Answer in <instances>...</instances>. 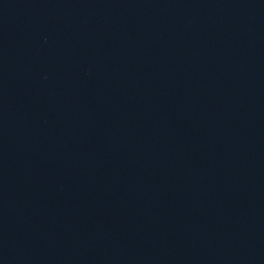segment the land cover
Segmentation results:
<instances>
[{
	"label": "water",
	"instance_id": "water-1",
	"mask_svg": "<svg viewBox=\"0 0 264 264\" xmlns=\"http://www.w3.org/2000/svg\"><path fill=\"white\" fill-rule=\"evenodd\" d=\"M0 264H264V0H0Z\"/></svg>",
	"mask_w": 264,
	"mask_h": 264
}]
</instances>
